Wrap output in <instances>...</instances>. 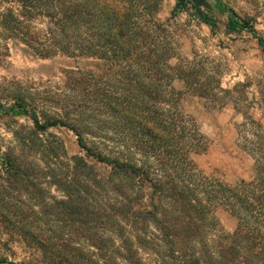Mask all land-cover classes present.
Returning a JSON list of instances; mask_svg holds the SVG:
<instances>
[{
	"label": "trees",
	"instance_id": "16d2710c",
	"mask_svg": "<svg viewBox=\"0 0 264 264\" xmlns=\"http://www.w3.org/2000/svg\"><path fill=\"white\" fill-rule=\"evenodd\" d=\"M13 1L19 13H0V26L10 40L42 59L63 54L102 63L99 75L68 72L69 94L55 100L67 109L63 117L44 115L42 122L24 100L10 108L30 117L35 128L32 138L22 137L20 153L10 150L0 161L8 185L0 208L21 191L39 200L42 220L54 212L61 225L57 236L34 233L28 213L12 211L13 219L24 224L18 230L25 240L50 264H144L140 251L155 253L161 264H264L263 146L255 148L250 182L230 185L195 164L192 156L206 153L210 141L185 114L182 102L190 94L225 107L220 96L231 92L222 88L216 71L202 67L198 54L177 56V34L159 20L164 0ZM190 3L177 6V12ZM214 7L229 15V33L246 31L264 50V38L251 22L239 20L222 0H214ZM39 18L48 21L47 28L34 32L32 23ZM199 19L214 35L216 22L206 14ZM99 118V129L119 135L123 148L115 155L84 140L86 134L95 135L92 128ZM247 121L245 126L260 127L251 118ZM53 127L75 133L85 156L63 162L67 152L62 141L51 134L48 140L40 138ZM35 154L43 168L31 162ZM38 179L56 187L63 198L47 205ZM220 209L237 220L231 234L214 217ZM0 217L9 222L10 216ZM32 220L40 218L35 214Z\"/></svg>",
	"mask_w": 264,
	"mask_h": 264
},
{
	"label": "rangeland",
	"instance_id": "374dc122",
	"mask_svg": "<svg viewBox=\"0 0 264 264\" xmlns=\"http://www.w3.org/2000/svg\"><path fill=\"white\" fill-rule=\"evenodd\" d=\"M179 0H164V7L159 20L169 24L177 34L179 47L177 56L180 59H191L198 54L202 59L199 63L209 71L220 75L222 88L231 94L221 95L227 103L225 107L211 106L205 100L187 94L182 102L185 114L196 121L202 133L209 139V149L204 154L193 155L195 164L209 177L224 183L235 185L245 180L250 182L255 176V157L257 145L264 149V50L257 40L248 32H228V14L217 11L209 13L201 9L203 14L210 16L215 22L214 35L210 28L195 16L193 3L185 9L176 10ZM214 4V1H210ZM223 6L232 9L237 18L249 21L258 36L264 38V0H222ZM8 10L16 13L20 6L13 0H0V13ZM177 14L173 15V13ZM167 24V25H168ZM48 21L42 18L33 21L34 32L46 30ZM209 61H208V60ZM178 60H172L177 64ZM102 63L93 58H71L59 54L49 59H42L32 53L27 46L18 40H10L6 31L0 26V105L14 108L17 102L24 100L30 110L35 109L41 121L44 115L63 117L67 109L55 103L57 95L68 93L69 73L92 72L101 73ZM178 89H184L177 82ZM60 104V103H59ZM63 105V103H61ZM251 118L260 127L247 124ZM102 119H97L96 127L92 128L95 135L86 134L84 140L89 146H96L107 155L118 153L122 149L119 135L99 129ZM34 122L30 117L18 116L14 113L0 114V155L10 150L21 152L22 137L29 136L34 130ZM98 128V129H97ZM106 132V133H105ZM53 135L62 141L68 162L71 157H84L85 152L79 146L78 138L65 127L50 128L40 138L48 140ZM262 138V139H261ZM28 143V141H26ZM142 162L145 155L136 154ZM35 154L30 160L43 168ZM62 164L59 163V168ZM45 169V168H44ZM5 173L0 163V195L7 190ZM44 193V201L52 206L63 198V193L50 183L37 180ZM14 199H6V208H0V215L10 216L9 222L0 217V262L4 264H50L40 249L25 240L18 230L24 224L13 219V212L20 211L29 215L32 232L45 234L58 232L61 225L56 221L53 212L48 218L41 219V209L37 198L33 201L27 194L16 191ZM55 205V204H54ZM10 210H7V208ZM35 214L40 220L35 222ZM225 234H231L237 227V220L228 211L220 209L215 212ZM69 229V228H68ZM38 232V233H39ZM69 231L64 230L67 234ZM42 235V236H43ZM93 250V249H92ZM144 264H161V259L150 251H140ZM121 263H123L120 258Z\"/></svg>",
	"mask_w": 264,
	"mask_h": 264
},
{
	"label": "water",
	"instance_id": "95a60500",
	"mask_svg": "<svg viewBox=\"0 0 264 264\" xmlns=\"http://www.w3.org/2000/svg\"><path fill=\"white\" fill-rule=\"evenodd\" d=\"M212 0H179L178 2V9H181L187 2H191L195 6V13H196V18L203 19L204 14L202 13L201 9H207L209 11H216L214 4H211ZM214 1V0H213ZM7 113H12L9 108H5L4 106L0 105V114H7ZM5 157L0 155V161H4Z\"/></svg>",
	"mask_w": 264,
	"mask_h": 264
}]
</instances>
